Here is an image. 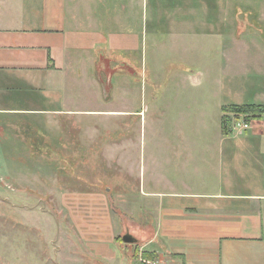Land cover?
I'll list each match as a JSON object with an SVG mask.
<instances>
[{
    "label": "crops",
    "instance_id": "0c3cea01",
    "mask_svg": "<svg viewBox=\"0 0 264 264\" xmlns=\"http://www.w3.org/2000/svg\"><path fill=\"white\" fill-rule=\"evenodd\" d=\"M205 21L206 0H0V180L12 204L48 198L102 260L125 234L117 196L150 229L143 243L119 240L141 264H264V117L195 140L194 97L175 94L161 110L171 130L143 142L146 93L131 70L145 38L164 23L168 37L205 36ZM244 103L264 105L229 104Z\"/></svg>",
    "mask_w": 264,
    "mask_h": 264
},
{
    "label": "rangeland",
    "instance_id": "374dc122",
    "mask_svg": "<svg viewBox=\"0 0 264 264\" xmlns=\"http://www.w3.org/2000/svg\"><path fill=\"white\" fill-rule=\"evenodd\" d=\"M197 14L200 17V10ZM196 15V33H199L203 21ZM169 27V23H164L162 37L145 38V62L131 70L138 79L139 90L142 87L146 93L142 103L147 116L143 142H153L161 129L171 130L173 114L161 116L162 107L173 95L186 93L194 97L191 117L195 140L205 136L206 140H217L216 132L222 126V116L226 115L223 107L230 106L229 103H264V0H206L205 36L168 37ZM155 39L162 43L155 45ZM228 115L232 120L235 117L231 112ZM41 151L39 147L35 153ZM61 167L73 168L67 162ZM94 169V175H101L102 166L96 164ZM112 174L119 177L113 181L121 178L118 172L105 177ZM30 179L33 186L38 185L33 175ZM22 188L20 183L18 189ZM8 189L9 180H0V264H126L128 257L132 263L141 264L128 255L130 247L122 246L119 240L118 245L110 246L116 252V259H100L80 242L68 215L48 205V198L35 196L29 199L31 202L23 201L30 206L19 208L6 195ZM131 199L135 200L133 196ZM121 200L117 196L112 200L117 232H131L145 242L150 229L142 233L141 217L138 213L129 217L125 209L130 206ZM137 208L135 204L132 210ZM151 214L154 217V212Z\"/></svg>",
    "mask_w": 264,
    "mask_h": 264
},
{
    "label": "trees",
    "instance_id": "16d2710c",
    "mask_svg": "<svg viewBox=\"0 0 264 264\" xmlns=\"http://www.w3.org/2000/svg\"><path fill=\"white\" fill-rule=\"evenodd\" d=\"M223 111L226 114L222 116V129L224 133L229 132V126L232 122L243 119L247 123H250L255 119H262L264 117V105L258 103L231 104L228 107H223ZM229 112L235 115L233 120L228 115ZM118 240H122V237L119 236Z\"/></svg>",
    "mask_w": 264,
    "mask_h": 264
},
{
    "label": "water",
    "instance_id": "95a60500",
    "mask_svg": "<svg viewBox=\"0 0 264 264\" xmlns=\"http://www.w3.org/2000/svg\"><path fill=\"white\" fill-rule=\"evenodd\" d=\"M122 241L125 243H135L137 242V238L130 232H127L122 235Z\"/></svg>",
    "mask_w": 264,
    "mask_h": 264
},
{
    "label": "built area",
    "instance_id": "2783aa9c",
    "mask_svg": "<svg viewBox=\"0 0 264 264\" xmlns=\"http://www.w3.org/2000/svg\"><path fill=\"white\" fill-rule=\"evenodd\" d=\"M237 125L242 127V128H249L251 126V122L250 123H247L246 121H244L243 119H240L237 121ZM146 263L148 264H153L152 261L150 260H144Z\"/></svg>",
    "mask_w": 264,
    "mask_h": 264
}]
</instances>
